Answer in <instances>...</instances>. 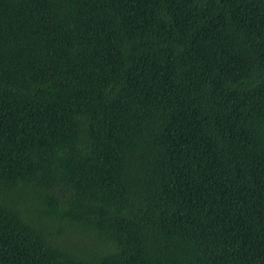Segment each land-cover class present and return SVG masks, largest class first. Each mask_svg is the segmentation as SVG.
<instances>
[{
	"label": "trees",
	"instance_id": "trees-1",
	"mask_svg": "<svg viewBox=\"0 0 264 264\" xmlns=\"http://www.w3.org/2000/svg\"><path fill=\"white\" fill-rule=\"evenodd\" d=\"M0 264H264V0H0Z\"/></svg>",
	"mask_w": 264,
	"mask_h": 264
}]
</instances>
